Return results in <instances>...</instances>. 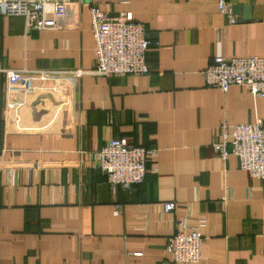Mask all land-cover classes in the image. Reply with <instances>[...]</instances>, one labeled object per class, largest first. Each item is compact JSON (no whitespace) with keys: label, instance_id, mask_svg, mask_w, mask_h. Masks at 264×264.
<instances>
[{"label":"crops","instance_id":"obj_1","mask_svg":"<svg viewBox=\"0 0 264 264\" xmlns=\"http://www.w3.org/2000/svg\"><path fill=\"white\" fill-rule=\"evenodd\" d=\"M145 24L144 75L77 73L95 65L85 4L61 28L0 15V264H264V180L212 147L221 124L264 121V96L207 86L215 55H264V0H84ZM148 151L142 182L109 183L108 139ZM175 207L164 212L162 203ZM202 234L201 257L174 262L177 217Z\"/></svg>","mask_w":264,"mask_h":264},{"label":"built area","instance_id":"obj_2","mask_svg":"<svg viewBox=\"0 0 264 264\" xmlns=\"http://www.w3.org/2000/svg\"><path fill=\"white\" fill-rule=\"evenodd\" d=\"M73 3L85 4L95 48V65L91 69H76L77 73L97 75H144L149 72L146 51L150 40L143 22L128 11L111 13L92 1L84 0H0V15L22 16L27 29L61 28L66 9ZM221 13L236 22L225 0L217 1ZM22 71L0 65V76ZM207 86L226 91L231 84L243 85L254 96H264V55H215L203 68ZM213 150L226 159L237 156L239 166L250 177L264 180V121L220 126L219 138L212 142ZM145 146L130 143L125 136L106 140L98 151L97 165L109 183L130 190L144 180L147 171ZM163 211L174 209L173 201L162 203ZM187 217H177L175 231L167 237V248L174 262H192L201 257L202 234L197 226L187 224Z\"/></svg>","mask_w":264,"mask_h":264}]
</instances>
